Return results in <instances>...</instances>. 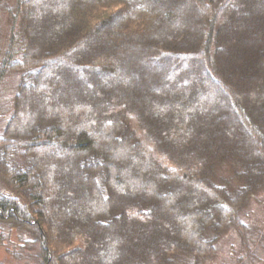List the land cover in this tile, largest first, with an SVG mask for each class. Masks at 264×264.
Masks as SVG:
<instances>
[{
  "label": "trees",
  "instance_id": "1",
  "mask_svg": "<svg viewBox=\"0 0 264 264\" xmlns=\"http://www.w3.org/2000/svg\"><path fill=\"white\" fill-rule=\"evenodd\" d=\"M47 2L0 0V90L17 77L0 223L36 264H203L225 232L245 238L264 187V0H55L39 18Z\"/></svg>",
  "mask_w": 264,
  "mask_h": 264
},
{
  "label": "rangeland",
  "instance_id": "2",
  "mask_svg": "<svg viewBox=\"0 0 264 264\" xmlns=\"http://www.w3.org/2000/svg\"><path fill=\"white\" fill-rule=\"evenodd\" d=\"M47 1L41 11H38L39 18L49 15L51 10H54H48L47 7L49 3L55 6V0ZM66 1L70 3L71 0ZM16 80V76H9L0 90V108L7 115L10 113L8 99H10ZM210 91L218 95L215 98L216 102L212 103L214 107L225 95L213 87ZM83 127L97 141L101 140L100 136L93 133L97 130L95 125L85 124ZM233 181L238 184L237 180ZM241 217L242 222L248 227L246 237L244 238L238 230L234 229L225 232L217 242L215 255L206 259L203 264H264V187L249 201ZM27 240L31 241L28 234H23L15 228L12 229L8 224L0 223V264H36L34 251L29 245H25ZM178 264H189V261H181Z\"/></svg>",
  "mask_w": 264,
  "mask_h": 264
}]
</instances>
